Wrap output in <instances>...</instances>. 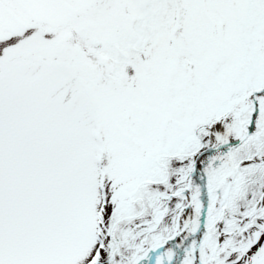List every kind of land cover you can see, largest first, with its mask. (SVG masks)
<instances>
[{
    "label": "snow or ice",
    "instance_id": "obj_1",
    "mask_svg": "<svg viewBox=\"0 0 264 264\" xmlns=\"http://www.w3.org/2000/svg\"><path fill=\"white\" fill-rule=\"evenodd\" d=\"M0 264H264V0H0Z\"/></svg>",
    "mask_w": 264,
    "mask_h": 264
}]
</instances>
